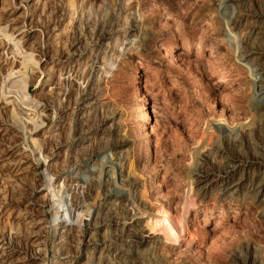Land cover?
<instances>
[{"label":"rangeland","instance_id":"obj_1","mask_svg":"<svg viewBox=\"0 0 264 264\" xmlns=\"http://www.w3.org/2000/svg\"><path fill=\"white\" fill-rule=\"evenodd\" d=\"M261 26L264 0H0V264H264V205L220 191L264 168ZM105 157L130 207L77 181Z\"/></svg>","mask_w":264,"mask_h":264},{"label":"bare ground","instance_id":"obj_2","mask_svg":"<svg viewBox=\"0 0 264 264\" xmlns=\"http://www.w3.org/2000/svg\"><path fill=\"white\" fill-rule=\"evenodd\" d=\"M232 0H224V3H228ZM232 3V2H231ZM243 15V14H242ZM239 17V16H238ZM238 19V18H237ZM235 23V22H234ZM258 29V28H257ZM257 31V30H256ZM258 36L256 35V37L260 38L259 43H261L262 45L264 44V26H261L260 29L258 30ZM256 34V33H255ZM254 34V35H255ZM256 40V39H255ZM258 41V40H257ZM262 48V47H261ZM257 49V48H255ZM248 51L247 56H250L252 53H255V51H253V49L250 47ZM246 51V52H247ZM253 55V54H252ZM244 56V55H243ZM251 58V56H250ZM247 64V63H246ZM264 78V77H263ZM254 84L256 85L257 89H258V94H259V101L257 103V105L264 107V81L262 82V79L260 80H256L254 82ZM255 88V86H254ZM257 92V91H256ZM257 94V95H258ZM22 103L25 105H28L27 102H25V100H22ZM256 107V106H255ZM264 111V110H263ZM244 128V127H243ZM248 128V127H247ZM251 128V127H249ZM215 130H219L220 135H229L232 134V129L231 130H225V128H223L222 125L218 124V126L214 127ZM239 129V128H238ZM237 129V130H238ZM241 130V129H240ZM236 131V129H235ZM245 131V130H244ZM249 131V135H250V130ZM116 132V131H115ZM243 132V131H242ZM247 132V130L245 131ZM245 132L243 134H245ZM237 132H235L236 134ZM144 134V133H143ZM240 134V133H239ZM242 134V135H243ZM225 135V136H226ZM138 136V135H137ZM144 136V135H143ZM249 137L248 134L244 135L243 137L246 138ZM230 138V137H228ZM233 141H239L241 142V139L238 136H234L233 135ZM246 138V139H247ZM141 139V138H140ZM145 140V139H144ZM138 141V140H137ZM140 141V140H139ZM243 141V140H242ZM119 143V142H118ZM121 143V142H120ZM144 143V142H143ZM127 144V142L122 143V145L120 146H125ZM240 144V143H238ZM115 145V144H114ZM113 146V144H112ZM241 146V145H240ZM145 149V148H144ZM145 151V150H144ZM108 152V151H107ZM149 152V150H148ZM113 154V153H112ZM146 155V154H145ZM148 155V154H147ZM148 157V156H147ZM231 157V156H230ZM255 157V156H254ZM254 157H249L246 158L244 161V163L247 165L248 168H250L252 165L257 164L258 163H262V159H257ZM264 158V157H263ZM117 159V158H116ZM118 160V159H117ZM260 160V161H259ZM88 165V164H86ZM100 167L98 169V171L100 170V173H102L101 176H103V179L100 178L99 176H97L96 172H97V168L95 166H92V168L87 169L88 171L80 173L77 181H79L80 183H84L87 179L90 180V184L92 185H97L100 184L102 182V184H108L109 183V187L106 186L107 188H105L104 190V198L105 200L108 202V205L111 206L112 209H110L111 211L113 210V207H115V209H120L124 206H129L132 205L135 202V198H133L130 194V187L135 185V181L129 176V174L125 173L122 166L119 164V162L114 161L111 158H108V160L105 159L103 161H100L99 163ZM227 166H225L224 170H223V175L222 176V189L220 191H222L223 193V199L226 201H237L238 199L243 198L245 195H247V197L249 198V200H251L254 204L257 205H264V168H260V170H255L253 169V167H251V172H249L248 170H245L243 168V162L242 159L237 158V157H232L229 159V163L226 164ZM262 165H264L262 163ZM88 167V166H85ZM197 173V172H196ZM109 174H114L116 175V181H113V178H111L109 176ZM199 178H202V181H197L198 184H200V188L202 189L203 187L207 186V183H211L212 180H210V176L211 174L209 173H202L199 172L198 173ZM214 178V177H212ZM211 178V179H212ZM76 179V178H75ZM115 179V178H114ZM214 180V179H213ZM196 181V180H195ZM207 182V183H206ZM215 182V181H214ZM213 183V182H212ZM197 185V184H196ZM102 186V185H101ZM96 187V186H94ZM199 190V188H198ZM197 190V191H198ZM132 192V191H131ZM133 193V192H132ZM247 201V200H246ZM112 204L114 206H112ZM65 206L64 203L59 202L55 208V213H54V218L53 221H56L58 218H60L61 216L64 217L66 214L69 213V209L67 206ZM63 207V208H62ZM264 207V206H263ZM65 208V209H64ZM64 209V210H62ZM129 209V208H128ZM64 213V214H63ZM112 213V212H111ZM135 215V214H134ZM137 216V215H135ZM139 216V214H138ZM133 217V216H132ZM261 218L264 220V209L261 212ZM131 220V219H130ZM129 220V221H130ZM58 221V220H57ZM134 221V220H133ZM59 222V221H58ZM60 222H62L60 220ZM59 222V223H60ZM118 222V221H117ZM134 223V222H133ZM140 223V222H139ZM57 224V223H56ZM126 224V223H125ZM135 224V223H134ZM138 224V223H137ZM58 225V224H57ZM116 225V224H115ZM120 225V224H119ZM62 226V225H59ZM131 227V226H130ZM129 227V228H130ZM141 228V227H140ZM123 229V228H122ZM126 229V228H125ZM128 229V228H127ZM129 230V229H128ZM130 231V230H129ZM141 231V230H140ZM132 233V232H131ZM130 235V234H129ZM134 235V234H133ZM136 235V234H135ZM173 235V233H172ZM174 236V235H173ZM149 237L147 236V234L145 235V232L139 235V239L142 243L144 242H148L146 241V239H148ZM151 238V237H150ZM155 241V240H154ZM148 245V244H147ZM151 245V244H149ZM150 248V247H149ZM153 248V247H151ZM150 248V249H151ZM150 251V250H149ZM144 256V255H140V253H138V251L131 255L129 260H125L123 259L122 261H120L121 264H137V263H143L144 261H146L148 259V254L151 252H149ZM120 256V255H119ZM129 256V255H128ZM118 258V257H117ZM114 262V261H113ZM147 262V261H146ZM118 264V263H117Z\"/></svg>","mask_w":264,"mask_h":264}]
</instances>
